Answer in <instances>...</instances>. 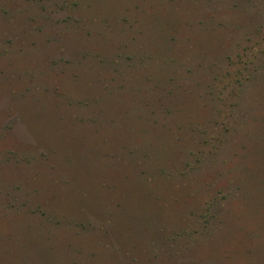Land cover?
I'll list each match as a JSON object with an SVG mask.
<instances>
[{"label":"rangeland","instance_id":"374dc122","mask_svg":"<svg viewBox=\"0 0 264 264\" xmlns=\"http://www.w3.org/2000/svg\"><path fill=\"white\" fill-rule=\"evenodd\" d=\"M0 264H264V0H0Z\"/></svg>","mask_w":264,"mask_h":264}]
</instances>
